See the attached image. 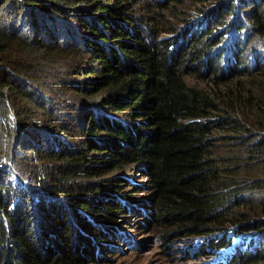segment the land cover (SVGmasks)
Wrapping results in <instances>:
<instances>
[{
  "label": "trees",
  "instance_id": "16d2710c",
  "mask_svg": "<svg viewBox=\"0 0 264 264\" xmlns=\"http://www.w3.org/2000/svg\"><path fill=\"white\" fill-rule=\"evenodd\" d=\"M173 1L0 0V264L98 261L145 185L103 176L135 163L166 242L264 264V0L187 31Z\"/></svg>",
  "mask_w": 264,
  "mask_h": 264
},
{
  "label": "rangeland",
  "instance_id": "374dc122",
  "mask_svg": "<svg viewBox=\"0 0 264 264\" xmlns=\"http://www.w3.org/2000/svg\"><path fill=\"white\" fill-rule=\"evenodd\" d=\"M172 8L166 11H161L158 14V22L160 28L165 29L177 27L178 30L186 29L193 25L196 15H204L202 8L212 7L210 0H179L173 1ZM207 4L205 7H197L195 5ZM155 14V12H154ZM175 31H164L162 35L168 37L173 35ZM256 51V50H254ZM76 69V68H74ZM251 76H244L242 79L249 81ZM189 82H196L194 77H188ZM205 85L204 83H202ZM208 84V83H207ZM77 85V83H76ZM209 85V84H208ZM215 86V85H213ZM87 100H84L80 105L81 108L85 107ZM14 115V114H13ZM31 152V151H30ZM28 153L29 157L34 160L35 156L32 153ZM4 165H8V161L5 160ZM35 164H39L38 161H33ZM135 164L125 165L123 168L108 172L103 177H112L118 174L130 177L131 181L138 185H142L144 190L139 192L132 191L134 198H132L134 204L132 207L138 211H125L124 214L119 213L118 220L123 221L121 227H118V235L110 244L113 246L111 251H107L98 261L89 262L87 264H213L216 257L213 256L212 250L209 247V240L206 237H189L182 239H176L177 233H174L171 241L166 242L163 238V230L168 228L163 224H159L151 217L154 216L155 210L152 209L148 201V195H151L149 181L147 176L143 175L144 172L140 171ZM88 180V179H87ZM91 180V179H90ZM132 186H127L126 190L131 189ZM141 207L149 208L150 217H145L141 212ZM239 211H244L245 208H238ZM126 219L121 218L126 216ZM226 252V253H225ZM221 255V252H217ZM223 255H229L227 251L222 253ZM215 256V255H214Z\"/></svg>",
  "mask_w": 264,
  "mask_h": 264
},
{
  "label": "clouds",
  "instance_id": "9594fccd",
  "mask_svg": "<svg viewBox=\"0 0 264 264\" xmlns=\"http://www.w3.org/2000/svg\"><path fill=\"white\" fill-rule=\"evenodd\" d=\"M203 16L202 15H196V17H195V19L193 20V21H195V22H200V21H202L203 20V18H202ZM23 182V181H22ZM235 229V226H233V228H232V230L230 231V233H232V231ZM234 232H235V230H234ZM241 239V238H240ZM224 251H227V253H230V251H231V249L229 248V247H227V248H224V250L222 251V252H224ZM231 254V253H230ZM229 254V255H230ZM217 259L218 258H215V260L217 261ZM215 261V262H216Z\"/></svg>",
  "mask_w": 264,
  "mask_h": 264
},
{
  "label": "water",
  "instance_id": "95a60500",
  "mask_svg": "<svg viewBox=\"0 0 264 264\" xmlns=\"http://www.w3.org/2000/svg\"><path fill=\"white\" fill-rule=\"evenodd\" d=\"M6 91H7V89H6Z\"/></svg>",
  "mask_w": 264,
  "mask_h": 264
}]
</instances>
